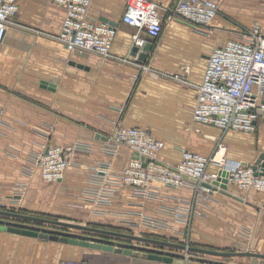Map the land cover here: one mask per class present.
<instances>
[{"label":"crops","instance_id":"1","mask_svg":"<svg viewBox=\"0 0 264 264\" xmlns=\"http://www.w3.org/2000/svg\"><path fill=\"white\" fill-rule=\"evenodd\" d=\"M152 1L166 15L179 0ZM218 2L219 12L208 33L179 19L165 20L159 37H147L139 45L134 38L138 29L123 21L126 0H92L90 19L116 28L111 57H102L70 52L55 38L62 30L64 6L52 0H18L16 24L8 28L0 47V208L119 230H130L123 218L135 219L142 212L173 225L156 235L179 237L187 229L183 235L191 231L193 240L219 249L247 247L264 253L263 191L229 182L226 192L215 191L210 200L195 203L186 228L174 222L170 210L180 197L193 198L190 191L163 186L160 199L141 200L123 185L109 204L96 205L87 200L85 190L93 167L107 161L118 173L134 156L127 145H121L117 154L107 150L118 124L149 129L164 141L161 160L171 164L179 161L183 149L211 155L221 143L227 147V164L220 170L224 175L240 165L255 164L264 153L263 120L254 133L224 131L193 120L197 87L212 49L256 24L264 30V0ZM149 41L153 46L142 61L140 53ZM136 45L140 50L133 55ZM167 72L185 75L189 83L164 76ZM123 102L127 106L120 112L116 106ZM75 142L92 150L75 158L62 181L47 182L39 171L27 173L30 151L48 143ZM20 183L27 187L16 209L8 202ZM245 227L251 229L249 241L242 235ZM67 259L85 264H173L0 225V264H60Z\"/></svg>","mask_w":264,"mask_h":264},{"label":"built area","instance_id":"2","mask_svg":"<svg viewBox=\"0 0 264 264\" xmlns=\"http://www.w3.org/2000/svg\"><path fill=\"white\" fill-rule=\"evenodd\" d=\"M66 8L61 32L55 38L64 44L70 52H88L102 57H111V49L116 28L107 22L93 21L89 17L92 0H52ZM19 10L18 0H0V47L8 28L16 24L15 15ZM166 15L152 0H126L123 21L138 29L134 35L136 43L141 45L142 31L149 36H160L165 20H181L194 29L208 33L210 25L219 12L218 0H179ZM181 83L188 84L185 75L164 73ZM138 73L133 75L137 80ZM197 100L193 109L195 122L213 125L224 131L254 133L258 123L264 121V30L259 24L230 38L224 45L215 46L208 59L203 81L197 87ZM126 103L116 108L123 112ZM1 115V112H0ZM1 124V118H0ZM121 145H127L134 156L126 167L115 173L111 162H101L93 167L86 187L87 200L96 205L109 204L115 192L123 185L132 188L137 199H160L163 186L190 191L191 199L180 197L178 204L170 213L174 222L186 228L194 214L196 202L207 201L211 193L217 190L202 185L223 177L221 169L226 167L227 147L219 144L211 155L183 149L178 162L171 164L160 158L164 141L155 137L147 128L139 126L116 125L112 141L107 150L118 153ZM91 146L82 142L68 145L46 144L42 150L30 151L28 160L32 175L39 171L47 182L62 181L68 168L80 154L91 152ZM221 151H224L220 155ZM142 156L144 157L142 159ZM215 166L218 170H210ZM220 169V170H219ZM197 179V182L184 177ZM228 182L235 183L241 189H256L264 192V171L252 165H240L227 172ZM26 184L16 186L9 200L10 207L18 208L26 191ZM135 234H158L162 230L173 228L168 221L155 216L140 213L135 219H125ZM186 231V232H185ZM181 231L188 234L187 229ZM251 229L245 227L243 237L249 241ZM61 264H85L83 261L66 260Z\"/></svg>","mask_w":264,"mask_h":264},{"label":"water","instance_id":"3","mask_svg":"<svg viewBox=\"0 0 264 264\" xmlns=\"http://www.w3.org/2000/svg\"><path fill=\"white\" fill-rule=\"evenodd\" d=\"M144 41L148 36L145 31L140 34ZM140 60H145L152 48V42L143 45ZM140 50L139 46L133 47V55ZM144 157L142 156V159ZM254 169L260 167L264 171V153L252 165ZM225 174V173H224ZM220 177L213 182L214 185L202 182V185L226 192L228 179ZM185 178L197 182V179L184 175ZM0 225L9 230L32 235L47 236L50 239L104 250L124 251L142 255L149 259L164 261L173 264H264V253L252 249L247 250H220L178 243L130 232L105 229L78 222H70L38 215L22 213L0 208ZM143 243V244H140ZM244 257L252 259L250 262H232L219 258ZM261 260V261H260Z\"/></svg>","mask_w":264,"mask_h":264},{"label":"rangeland","instance_id":"4","mask_svg":"<svg viewBox=\"0 0 264 264\" xmlns=\"http://www.w3.org/2000/svg\"><path fill=\"white\" fill-rule=\"evenodd\" d=\"M215 169L218 170L216 167L214 168V170ZM49 218H51V217H49ZM54 219H59V218H54ZM59 220L70 221L69 219H59ZM70 222H75V221H70ZM82 224H88V225H92V226H96V227H101V228H105V229H111V230H118V231H121L122 230V229L119 230L118 228H115V227H109V226L105 227L103 225H97V224H94V223H82ZM124 230H122V231L123 232L134 233V231H131V230H127V229H124ZM183 234H185V233H182L181 236H179V237L178 236H173L172 237V236L165 235V234L155 235V234H149V233L148 234L145 233L144 235L145 236H149V237L158 238V239L160 238V239H163V240H168V241H173V242H178V243H184V244H188V245H194V246H200V247H207V248H212V249H219L217 247H213V246L209 245L208 243H204V242H199V241L193 240V239H196V238H194V236H193V234H192L191 231L189 233V236L188 235L185 236ZM140 244H143V243H140ZM247 249H251V248H247L246 247V248L241 249V250H247ZM220 250H230V251H232L233 249H220ZM219 259L229 260V261H232V262H250L252 260V259H249V258L248 259L247 258L246 259L245 258L241 259L240 257H229V258H219ZM67 260H76V259H67ZM63 261H66V260H63ZM63 261H61L60 264ZM78 261H83V260H78Z\"/></svg>","mask_w":264,"mask_h":264},{"label":"bare ground","instance_id":"5","mask_svg":"<svg viewBox=\"0 0 264 264\" xmlns=\"http://www.w3.org/2000/svg\"><path fill=\"white\" fill-rule=\"evenodd\" d=\"M223 152H224V151H221L220 155H222Z\"/></svg>","mask_w":264,"mask_h":264},{"label":"trees","instance_id":"6","mask_svg":"<svg viewBox=\"0 0 264 264\" xmlns=\"http://www.w3.org/2000/svg\"><path fill=\"white\" fill-rule=\"evenodd\" d=\"M151 234V233H150ZM156 235V234H155Z\"/></svg>","mask_w":264,"mask_h":264}]
</instances>
